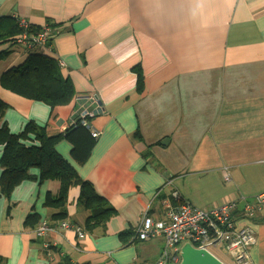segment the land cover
I'll return each mask as SVG.
<instances>
[{"label": "crops", "instance_id": "obj_1", "mask_svg": "<svg viewBox=\"0 0 264 264\" xmlns=\"http://www.w3.org/2000/svg\"><path fill=\"white\" fill-rule=\"evenodd\" d=\"M2 16L61 29L49 55L64 62L77 94L94 93L105 112L83 164L67 139L57 150L116 214L84 238L60 229L46 199L61 183H41L32 168L35 178L10 198L0 182V264H61L63 254L72 264H156L165 236L141 240L136 228L146 214L166 220L164 201L175 205L176 191L203 209L235 200L237 225L257 235L252 262L264 264V208L242 215L264 192V0H0ZM12 52L0 77L30 54ZM0 98L8 104L1 124L12 133L29 122L49 135L71 128L75 97L53 109L0 85ZM79 194L70 190L64 219L84 227L90 211ZM34 212L53 225L44 239L34 237L40 223L26 224ZM43 242L62 251L48 253Z\"/></svg>", "mask_w": 264, "mask_h": 264}, {"label": "trees", "instance_id": "obj_2", "mask_svg": "<svg viewBox=\"0 0 264 264\" xmlns=\"http://www.w3.org/2000/svg\"><path fill=\"white\" fill-rule=\"evenodd\" d=\"M20 32L17 19L0 17V46H6L0 51V61L13 53L14 41ZM0 85L23 97L45 102L53 109L69 103L77 94L70 79L63 75L58 60L40 52L30 53L24 62L4 72L0 77ZM7 108L8 104L0 98V145L4 146L0 160L3 169L0 179L2 193L10 198L18 184L35 178L31 169L38 168L41 183L49 179L59 180L61 183L60 192L56 196L48 194L46 199V205L56 210L52 215L53 219H64L69 192L73 187L79 186V201L90 211L85 231H93L101 226L105 228L110 218L116 214V209L96 192L90 181L80 177L77 170L57 150L59 141L67 139L73 145L74 158L83 164L95 144L91 134L80 126H73L66 132L49 135L45 127L33 122H29L20 133H12L6 123L1 124ZM40 220L41 215L34 212L29 215L26 224L35 227ZM131 234L133 233H122L128 236ZM44 250L48 253L62 251L52 244ZM61 262L72 264L64 254Z\"/></svg>", "mask_w": 264, "mask_h": 264}, {"label": "built area", "instance_id": "obj_3", "mask_svg": "<svg viewBox=\"0 0 264 264\" xmlns=\"http://www.w3.org/2000/svg\"><path fill=\"white\" fill-rule=\"evenodd\" d=\"M17 22L21 32L14 41L15 50L32 53L39 49L40 53L45 55L51 53L52 40L61 33L60 28L52 24L35 26L25 18H18ZM58 63L61 68L65 65L62 60H58ZM75 100L76 107L69 127L80 126L95 140L98 139L101 130L96 126L95 119L104 114L103 103L94 93L76 94ZM173 199L177 205H173L169 199L164 201L167 208L166 220H155L146 214L136 228V237L141 240L165 236V246L156 264H179L181 247L187 242L196 248L206 249L215 256L217 255L213 248H221L226 260L217 257L226 264H253L250 250L257 242V235L253 228L237 225L233 218V212L238 208L235 200L203 209L182 196L180 192H174ZM263 208L264 192H261L255 204L245 205L242 215L254 218ZM58 227L63 230L72 229L80 238L86 236L83 226L66 219L60 220ZM53 230V225L43 220L34 231V237L44 239L48 232ZM43 246L47 249L50 243L43 242Z\"/></svg>", "mask_w": 264, "mask_h": 264}, {"label": "water", "instance_id": "obj_4", "mask_svg": "<svg viewBox=\"0 0 264 264\" xmlns=\"http://www.w3.org/2000/svg\"><path fill=\"white\" fill-rule=\"evenodd\" d=\"M180 255L179 264H226L208 250L196 248L190 242L183 244Z\"/></svg>", "mask_w": 264, "mask_h": 264}, {"label": "rangeland", "instance_id": "obj_5", "mask_svg": "<svg viewBox=\"0 0 264 264\" xmlns=\"http://www.w3.org/2000/svg\"><path fill=\"white\" fill-rule=\"evenodd\" d=\"M213 251L216 253L217 256L226 260V257L221 248H213Z\"/></svg>", "mask_w": 264, "mask_h": 264}]
</instances>
